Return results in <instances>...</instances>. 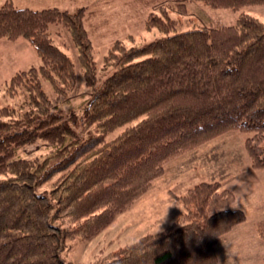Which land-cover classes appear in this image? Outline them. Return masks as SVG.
I'll return each instance as SVG.
<instances>
[{
	"label": "trees",
	"instance_id": "trees-1",
	"mask_svg": "<svg viewBox=\"0 0 264 264\" xmlns=\"http://www.w3.org/2000/svg\"><path fill=\"white\" fill-rule=\"evenodd\" d=\"M172 1L186 12L187 0ZM195 1L233 10L264 5ZM162 14L152 13L146 26L165 35L131 47L117 40L105 57L114 69L97 82L85 6H0V39H26L42 61L10 79V97L26 91L19 110L0 104V264H75L66 240L92 239L147 192L167 162L231 130L247 134L251 165L264 169V22L241 13L231 25L177 31ZM54 24L71 34L92 91L82 114L57 111L43 88L46 81L62 94L76 81L74 61L50 36ZM79 125L97 133L86 136ZM38 140L49 155L16 156ZM180 199L184 212L172 224L91 264H220L219 241L247 220L232 207L236 193L201 181Z\"/></svg>",
	"mask_w": 264,
	"mask_h": 264
},
{
	"label": "rangeland",
	"instance_id": "rangeland-1",
	"mask_svg": "<svg viewBox=\"0 0 264 264\" xmlns=\"http://www.w3.org/2000/svg\"><path fill=\"white\" fill-rule=\"evenodd\" d=\"M6 1L0 0V6ZM10 1L18 6L33 9L57 6L70 12H76L81 6H85L88 15L85 25L94 44L97 82L103 81L114 69L113 64L106 63L105 57L117 40L131 47L140 46L155 37L165 35L157 28L149 29L146 26L147 18L152 13L165 19L166 15L162 14V10H165L175 21L177 31L201 26L231 25L241 13H248L264 22V5H251L233 10L213 8L200 1L187 0V10L182 13L172 0ZM50 36L74 61L76 81L74 84H67L62 94L57 93L46 81L43 82V88L57 111H62L66 115L71 112L82 114L92 91L83 77L78 49L71 34L60 24L51 25ZM41 62L35 47L26 39H0L2 106L7 105L19 110L20 105L26 102V91L20 89L14 97H10L6 93L10 79L20 70L39 66ZM124 129L119 128L109 133L106 141L113 140ZM77 130L83 131L86 136L97 133L95 125H79ZM246 136L247 134L241 130H231L167 162L163 175L155 179L147 192L137 199L129 210L117 215L113 223L102 232L90 240L81 238L66 240L67 260L75 264H91L117 253L120 248L146 233L164 229L184 212L180 197L190 187L201 181L217 180L223 187L234 190L236 200L232 207L244 209L248 216L246 223L249 226L248 230L242 232L236 239L251 243L243 242L240 249L250 252L253 257L251 264H264V242L259 237L261 234L259 228L264 229V169L252 167L245 148ZM51 152L52 148L47 143L38 140L34 144L19 148L16 156L43 159ZM44 188H50V185H43L41 189ZM231 236L233 235L223 237L227 238L226 244H231L229 242L234 238ZM232 252L233 248H225L226 254ZM225 253L221 250L224 259Z\"/></svg>",
	"mask_w": 264,
	"mask_h": 264
},
{
	"label": "crops",
	"instance_id": "crops-1",
	"mask_svg": "<svg viewBox=\"0 0 264 264\" xmlns=\"http://www.w3.org/2000/svg\"><path fill=\"white\" fill-rule=\"evenodd\" d=\"M247 218H248V216H247ZM246 223H247V220L244 223L237 225L230 233H228L226 235V236L233 235V236H231V237H234L233 240L231 242H229L231 244H226L227 238H223L219 241L218 252H219V257H220V264H223L224 262H225V264H251L253 257L251 256L250 252H247V251L244 252L243 250L240 249L241 244L243 242H247V243H251V242L236 239L237 237L240 236V234L242 232L248 230L247 227H249V226ZM255 228H259V227L255 226ZM259 237H260L261 241H263L260 234H259ZM226 247L227 248H233V252L231 254L230 253L226 254L225 253ZM221 250L226 254L225 259L222 258V256H221ZM223 259H224V261H223Z\"/></svg>",
	"mask_w": 264,
	"mask_h": 264
},
{
	"label": "clouds",
	"instance_id": "clouds-1",
	"mask_svg": "<svg viewBox=\"0 0 264 264\" xmlns=\"http://www.w3.org/2000/svg\"><path fill=\"white\" fill-rule=\"evenodd\" d=\"M233 206H236V205H233Z\"/></svg>",
	"mask_w": 264,
	"mask_h": 264
}]
</instances>
